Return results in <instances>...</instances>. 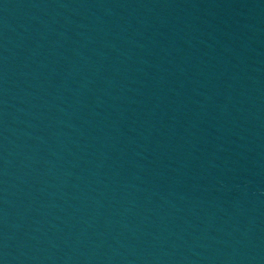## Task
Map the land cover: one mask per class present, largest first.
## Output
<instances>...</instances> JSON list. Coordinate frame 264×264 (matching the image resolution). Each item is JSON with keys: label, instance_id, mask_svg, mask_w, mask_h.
<instances>
[{"label": "water", "instance_id": "1", "mask_svg": "<svg viewBox=\"0 0 264 264\" xmlns=\"http://www.w3.org/2000/svg\"><path fill=\"white\" fill-rule=\"evenodd\" d=\"M0 264H264V0H0Z\"/></svg>", "mask_w": 264, "mask_h": 264}]
</instances>
